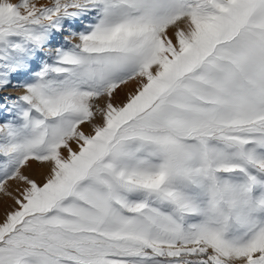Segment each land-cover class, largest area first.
<instances>
[{"label": "snow or ice", "instance_id": "1", "mask_svg": "<svg viewBox=\"0 0 264 264\" xmlns=\"http://www.w3.org/2000/svg\"><path fill=\"white\" fill-rule=\"evenodd\" d=\"M10 88L0 264H264V0H0Z\"/></svg>", "mask_w": 264, "mask_h": 264}, {"label": "bare ground", "instance_id": "2", "mask_svg": "<svg viewBox=\"0 0 264 264\" xmlns=\"http://www.w3.org/2000/svg\"><path fill=\"white\" fill-rule=\"evenodd\" d=\"M40 1H41V0H39V2H40ZM11 2H13V3H18L19 0H12ZM46 2H47V1H46ZM128 90H130V89H126L125 91H128ZM11 93H12V94H11ZM22 94H23V90H22V89H14L13 91H11V89H10V90H8L7 92H4V93H2V94H0V95H9V96L14 95V96H12V97H18V96H20V95H22ZM121 98H122V97H121V93H120L118 99L121 100ZM2 122H3V120L0 119V123H2ZM33 169H35V165H33ZM33 169H30V170H29V174H32V175H33V178L37 179L38 182L41 181L43 177H42L40 174H38L37 172L33 171ZM8 203L10 204L11 202L9 201ZM3 212H4V206L1 205V206H0V219L3 218Z\"/></svg>", "mask_w": 264, "mask_h": 264}, {"label": "rangeland", "instance_id": "3", "mask_svg": "<svg viewBox=\"0 0 264 264\" xmlns=\"http://www.w3.org/2000/svg\"><path fill=\"white\" fill-rule=\"evenodd\" d=\"M11 1H12V0H11ZM46 1H47V2H46ZM50 2H51V0H41V1H40V3H50ZM10 89H11V91L14 90V88H10ZM10 89H9V90H10ZM11 94H12V93H11ZM12 96H14V95H12ZM121 97H122L121 100L124 99V93H123V92L121 93ZM1 205H3V203H2V198H0V206H1Z\"/></svg>", "mask_w": 264, "mask_h": 264}]
</instances>
